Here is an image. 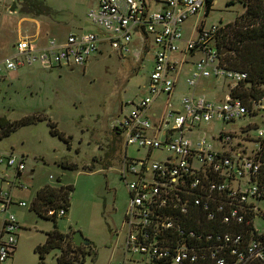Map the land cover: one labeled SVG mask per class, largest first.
<instances>
[{
  "label": "built area",
  "instance_id": "built-area-1",
  "mask_svg": "<svg viewBox=\"0 0 264 264\" xmlns=\"http://www.w3.org/2000/svg\"><path fill=\"white\" fill-rule=\"evenodd\" d=\"M89 1L86 17L93 29L66 36H22L0 60V76L34 64L49 69L82 65L105 44L127 55L138 35L144 40L143 49L153 43L154 63L145 92L130 101L131 109L113 124L124 138L118 172L129 192L122 223L125 259L116 264H264V128L255 137L249 135V142L254 138L259 142L253 148L233 130L221 131L217 144L200 134L203 124L255 115L230 91L218 101L196 90L202 79L230 80L232 87L248 77L246 71L228 68L219 58L216 34L226 24L201 22L197 32L184 37L187 19L202 9L207 15L209 0ZM182 75L187 76L188 90L175 102ZM128 146L147 154L130 157ZM3 163L19 179L26 168L24 156L13 152L0 154ZM1 184L0 211L5 214L0 218V264H7L20 228L9 209L26 202ZM258 217L263 220L260 226ZM245 225L252 226L251 236Z\"/></svg>",
  "mask_w": 264,
  "mask_h": 264
},
{
  "label": "rangeland",
  "instance_id": "rangeland-1",
  "mask_svg": "<svg viewBox=\"0 0 264 264\" xmlns=\"http://www.w3.org/2000/svg\"><path fill=\"white\" fill-rule=\"evenodd\" d=\"M88 3L89 0H0V60L11 53L13 44L24 35L43 34L48 30L50 35L57 36L93 29L86 17ZM249 3L256 7L263 5L264 0H217L206 11L207 15L202 9L200 14L188 18L182 33L189 37L197 32L195 24L201 20L206 26L226 23L234 28L244 26L250 15L245 16ZM136 39L127 55L105 44L82 65H58L49 69L34 64L0 76V118L11 121L24 116L42 118L0 140V154L13 152L24 156L26 164L20 179L13 169L0 164V181H8L2 185L26 202L25 206L14 205L9 209L16 215L20 228L17 247L7 264H39L35 249L45 242L47 232L55 228L63 234V246L70 257L79 264H116L125 259L121 244L126 232L122 223L129 192L118 172L125 144L113 124L131 109L130 101L144 94L154 63L153 43L146 50L140 35ZM185 79L187 76L182 75L178 80L175 102L188 90ZM211 81L219 90H229L230 80L213 78ZM201 88L202 83L197 89ZM221 91L211 89L206 91V96L213 98ZM262 105L264 99L253 102L254 116L247 114L235 122L203 124L200 134L217 144L221 131L233 130L244 138L248 148H253L259 142H249L248 136L255 137L258 129L264 127ZM50 122H55L65 133L69 144L50 133ZM246 124L250 126L241 134L240 128ZM127 154L140 158L147 152L128 146ZM105 161L110 163L109 168L104 166ZM61 162L76 163L77 169L62 167ZM89 165H95L93 171ZM43 185H72L69 208L56 221L30 209L31 201ZM4 214L0 211V218ZM262 222L258 217L257 225ZM75 231H81L92 244L75 246L72 241ZM60 253L58 248L47 252L42 264H57Z\"/></svg>",
  "mask_w": 264,
  "mask_h": 264
},
{
  "label": "trees",
  "instance_id": "trees-1",
  "mask_svg": "<svg viewBox=\"0 0 264 264\" xmlns=\"http://www.w3.org/2000/svg\"><path fill=\"white\" fill-rule=\"evenodd\" d=\"M232 1L241 2V0ZM210 6L211 0L207 1V12ZM248 14L250 15L248 16ZM245 16L249 17L246 19L247 25L245 24L239 28H234L231 23H226V26L218 31L216 37L217 50L222 63L224 64V62H226L228 68L246 71L248 73L246 80L235 86L229 87V91L234 98L242 99L251 108L253 102L264 97V4H257L256 7H254L253 4L250 5L249 3ZM223 47L225 48V52L222 55L221 49H224ZM254 112L255 111L251 112V115H253ZM40 120H42V118H37L35 116H24L16 121L1 117L0 140L11 135L21 126L34 124ZM48 126L52 135L58 136L62 141L67 142L68 138L65 136L64 132L57 128L55 122H50ZM249 126V124H246L243 126V130L246 131ZM254 139L258 140L257 138ZM262 140L264 141V138ZM67 143L69 144V142ZM262 149L264 150V144H262ZM109 155L108 153L107 157H109ZM60 164L62 167L77 169L76 163L61 162ZM103 164L105 167H110V163H107V161ZM94 167L95 165L88 166L91 171L94 170ZM71 189L72 185H43L37 190L34 199L31 201L30 209L44 218L50 217L56 221V218L59 217L57 212L61 209L68 210L69 208ZM50 210L54 211L53 215L49 214ZM245 227L248 230L249 236H251L250 227L252 228V226L249 227L245 225ZM64 241V236L58 228L47 232L45 242L38 245L35 249L39 253V264L44 262L43 259L45 254L54 248H58L61 251L60 255L57 256V264H79V261H73L70 257L68 250L63 246ZM185 264H210V262H186Z\"/></svg>",
  "mask_w": 264,
  "mask_h": 264
},
{
  "label": "crops",
  "instance_id": "crops-1",
  "mask_svg": "<svg viewBox=\"0 0 264 264\" xmlns=\"http://www.w3.org/2000/svg\"><path fill=\"white\" fill-rule=\"evenodd\" d=\"M90 3H91V2L89 1L88 4L90 5ZM203 10H204V9H203ZM201 22H203V21L201 20L200 23H201ZM197 25H200V24H199V23H196L195 26H197ZM204 25H205V23H204ZM39 30H40V28H39ZM37 31H38V30H37ZM37 31H36V32H37ZM40 31H41V30H40ZM47 31H48V30H45V32H44L43 34L48 33ZM41 32H42V31H41ZM69 32H70V31H69ZM69 32H68V33H69ZM72 32H73V31H72ZM34 33H35V32H34ZM68 33H67V34H68ZM35 34H36V33H35ZM50 34H51V33H48V35H50ZM67 34H66V35H67ZM66 35H57V36H66ZM190 36H192V35H190ZM190 36H189V37H190ZM189 37H188V38H189ZM185 38H186V37H185ZM135 40L137 41V39H134V41H135ZM146 50H147V49H146ZM25 67H26V66H25ZM203 80H204V83L202 82ZM211 80H213V78L202 79V80H200V83H202V88L199 89V90L196 88L197 92H199V93H201V94H203V95L206 96V95H207V94H206V91H208V90L213 89L214 91H215V90L221 91V90L218 89L217 86H215V85H216L215 82H212ZM200 83H199V84H200ZM228 92H229V90H228V91H221V93H220L219 96H214L213 98H209L208 96H206V97H207L208 99H211V100H218V101H219V100H221V99L223 98V96H225V94H227ZM3 172H5V171L3 170ZM2 180H3V181L1 182L2 184H3L4 181H7V180H5V179H2ZM7 182H8V181H7ZM2 184H1V185H2ZM2 186H3V185H2ZM3 187H4V186H3ZM5 188H7V187H5ZM8 189H9V188H8ZM13 195H14V194H13ZM14 196H15L16 198H18L17 195H14Z\"/></svg>",
  "mask_w": 264,
  "mask_h": 264
},
{
  "label": "water",
  "instance_id": "water-1",
  "mask_svg": "<svg viewBox=\"0 0 264 264\" xmlns=\"http://www.w3.org/2000/svg\"><path fill=\"white\" fill-rule=\"evenodd\" d=\"M225 52V48L221 50V53ZM72 240L74 245L80 246L82 244L84 245H91L92 242L89 240V238L85 237L81 231H75L72 233Z\"/></svg>",
  "mask_w": 264,
  "mask_h": 264
}]
</instances>
